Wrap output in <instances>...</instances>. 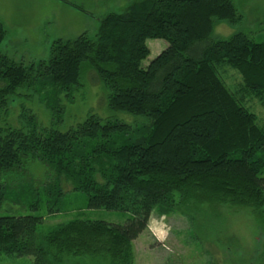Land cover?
<instances>
[{"label": "trees", "instance_id": "16d2710c", "mask_svg": "<svg viewBox=\"0 0 264 264\" xmlns=\"http://www.w3.org/2000/svg\"><path fill=\"white\" fill-rule=\"evenodd\" d=\"M240 21L232 0H137L103 16L92 38L54 41L47 61L25 66L0 55V121L11 103L36 96L58 125L60 100L88 70L110 111L142 119L131 126L89 115L62 132L41 128L22 108L23 123L0 126V207L13 197L38 209L40 187L19 177L36 162L51 172L42 189L56 199L64 181L86 196L88 210L130 215L123 225L76 219L41 234L40 217H0V255L134 264L133 243L155 209L192 221L202 205L245 208L264 229V127L245 105L254 99L264 108V42L243 33L209 41L216 25ZM5 38L0 23V45ZM152 39L167 47L144 65ZM227 69L240 78L235 89L224 82Z\"/></svg>", "mask_w": 264, "mask_h": 264}, {"label": "rangeland", "instance_id": "374dc122", "mask_svg": "<svg viewBox=\"0 0 264 264\" xmlns=\"http://www.w3.org/2000/svg\"><path fill=\"white\" fill-rule=\"evenodd\" d=\"M137 0H0V23L6 38L0 45V55L28 66L47 61L52 43L56 40H74L85 33L94 37L99 20L109 13H120ZM241 21L229 26H215L209 41L227 40L234 34L243 33L255 42H264V0H232ZM72 6L81 8L78 11ZM150 55L144 65L155 59L167 44L163 40H147ZM225 84L235 89L239 76L227 69L222 73ZM81 87L73 90L70 97L62 98L61 122L57 125L51 112L38 97L27 101L18 99L10 104V116L0 121V126L18 127L22 122L21 109L31 112L41 128H57L64 132L81 124L89 115L102 120L119 121L128 125L140 124L142 119L114 113L107 106V91L88 70L82 75ZM246 107L264 127V108L258 101H246ZM23 123V122H22ZM20 178H32L40 189L38 209H31L28 201L18 202L13 197L0 207V217L35 216L42 219L38 233L76 219L123 225L130 215L106 210H88L87 198L72 187L60 182L62 195L56 199L53 191L43 188L53 183L51 172L34 163ZM264 179V169L260 175ZM59 210L50 215L49 210ZM155 209L147 229L133 243L134 264H261L264 254V229L249 209L228 205L198 206L188 217L179 212ZM211 254L212 256H209ZM0 264H32L31 258L0 255ZM64 264H109L88 258L64 257Z\"/></svg>", "mask_w": 264, "mask_h": 264}, {"label": "crops", "instance_id": "0c3cea01", "mask_svg": "<svg viewBox=\"0 0 264 264\" xmlns=\"http://www.w3.org/2000/svg\"><path fill=\"white\" fill-rule=\"evenodd\" d=\"M150 219H151V218H150ZM149 221H150V220H149ZM137 239H138V238H137ZM137 239H136V240H137ZM134 242H135V241H134Z\"/></svg>", "mask_w": 264, "mask_h": 264}]
</instances>
